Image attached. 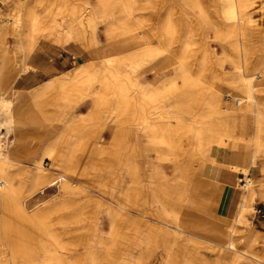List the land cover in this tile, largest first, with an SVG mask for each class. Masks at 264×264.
Segmentation results:
<instances>
[{"label":"bare ground","instance_id":"obj_1","mask_svg":"<svg viewBox=\"0 0 264 264\" xmlns=\"http://www.w3.org/2000/svg\"><path fill=\"white\" fill-rule=\"evenodd\" d=\"M223 1L225 4L223 14L230 23L224 24L222 29H218L215 37L224 44H228L233 50V53L225 51L221 60V62L228 61L232 66V71L226 73L217 69L211 70V68V71H208L204 63L198 64L196 70L191 71L184 62L186 54L183 52L180 56L181 58L177 60V64L168 71L169 77L174 72L179 76L183 81L182 87L179 88L174 84L166 87V85L162 84V87L154 90L152 94L154 99L159 101L158 98L162 97V93H167L165 100L156 102L158 103L159 111L163 110L164 103L166 109L176 108L178 111L193 110L192 108L197 101L196 98L200 99L198 100V105L202 116L192 121L202 125V130L196 134L199 145L211 146L214 144L219 147L225 144V138H232L235 141L236 148L232 152V154L234 153L232 163L234 162L236 165H231L230 167L226 161L218 163L225 165V171L232 170L235 172L239 183L242 182L241 176H245L246 184L243 189L238 190L240 201H237L233 217H225L228 222L224 230H214L210 227H191V222L189 223V220L182 216V212L185 210L184 203L187 193L185 187L188 183L189 164L183 165L172 162L170 164L175 178L169 179L164 175L163 170L166 168V164H169L167 158L176 156L175 150L170 148L169 140L159 139L158 141L159 145H166V149H160L159 152H157L158 150L155 151V149L149 150V152L155 154L153 160H148L146 158L147 155H144L143 151L133 146L128 147L120 132L117 136H114L115 134L112 132L113 139L110 144L95 145L93 142L94 136H92L93 127L95 121L100 120L97 109L102 105L104 106L105 97L103 95L100 96L101 94L96 96L87 95L92 101L86 116L78 115L75 117L72 112L73 107H69L68 112L64 116L61 114L51 116L36 110V107L42 101V94L53 86L50 83L43 88L41 94L32 100L30 105L32 109L26 108L18 114L15 112L4 114L2 111L3 115H0V126L5 128L7 134L16 138L23 137L21 146H14L12 140L10 146L0 147V264H82L75 260L76 250L62 244L57 237L58 235L56 236L48 228L47 220L52 212L56 213L58 209L56 210L55 207L52 209L42 208L37 211L29 209L37 203V199L44 196L47 192L55 191L58 196L69 198L75 192L76 185L88 184L91 189L102 191L105 188L104 193L112 198L111 203L116 207L118 217L119 214L128 211L129 200L127 194L126 192L117 193L115 191L114 187L117 183L110 182L111 184L109 185V183H105L102 180L100 183L97 180L96 182L88 181L93 171H95L96 179L100 178V173L101 177L104 174L103 168L101 172L97 167L88 164L89 160L86 158L91 155L98 157L109 156L113 159L118 156L121 161L124 159L125 161L118 165L116 171H123L128 175L137 172V170L144 172V168H149L148 174L145 175L147 181L145 192L147 196L145 197L147 211L143 212V214L147 215V220L150 224L144 235L135 234L136 238L131 242L130 250H138V256L135 257L133 263L132 260L130 261V256H127L123 264H146L149 258L153 256L152 251L157 247L159 239L161 242L159 246L166 251V258L161 264H193V260L197 264H237L243 262L242 259L245 255L236 250V241L233 238V233L235 226L244 222L246 214L253 211L252 204L256 195L255 184H251L246 175L259 162L258 155L263 143L261 141V128L263 125L261 109L264 106V85L255 84L254 79L259 78V74L264 75V39H262V49L256 56L255 62L250 68H246V60L250 57V53L245 44L250 37V25L245 11L250 1ZM137 3V0H97V4L91 9L93 17L85 18L79 16L77 25L80 28H91L92 30H94L96 23L104 25L108 49L102 52L97 51L101 60L97 65H104L103 67L105 68L106 64L116 61L126 62L136 81H140L146 72L141 61L146 60V57L154 58L148 70L154 72H158L157 70L164 65V61L167 62L170 58L168 56L165 57L164 53H158L157 49L143 48L145 39L141 37H136L134 40H136L138 47H142V49L132 54L122 50L131 38L123 39L120 44L118 43V45H122V47L119 46L121 51L115 48V35H118L125 28L130 27L133 30L137 28L138 22L136 23L132 20L133 14L138 11ZM26 10L28 21L24 25H27L32 32L29 37H26V44L19 46L24 58L28 57L32 50L33 43L36 41L34 36L38 33L37 26L39 25L37 18L30 16L33 13L27 7ZM2 13L6 14L8 10L4 12L0 10V17H2ZM200 13L204 14L203 11ZM114 16L118 17L119 28L114 21ZM169 18L167 17L162 22L161 27L163 33L171 38L174 36L175 29ZM235 22H238L237 26ZM182 27L185 30V37L183 38V41H185V38L190 37V26L188 23H183ZM74 29L75 25L64 31L63 43H66L68 38L78 40ZM134 34L136 35V33ZM92 37L91 40L89 39L90 42L94 40V43H96L94 35ZM5 44L6 38L2 36L0 31V104L6 108L12 105V100L5 98L10 86H12L10 85L11 82L18 74H22L31 68L27 66L14 68L12 56L7 49L3 48ZM185 45L183 50L187 49ZM202 60H206V57L203 56ZM79 69L74 78L71 79L73 82H78L80 75L85 76L88 73L86 67ZM98 70L100 77L105 78L102 70ZM203 77H208L215 82V85L202 95H199L200 92H203L201 87L204 82ZM65 88L64 85H61L60 89L63 90L61 97L53 104L58 109L61 106H66L67 96L64 95ZM231 96L237 99L235 107H239L240 102H242L243 106L238 110L224 109L222 98L227 101ZM160 114L166 120L171 117L167 111H162ZM138 116L136 117L137 119L134 118L133 123L135 121L139 122V125H141L140 131L146 138L154 140L157 132L156 126L150 123V119L145 117V113ZM173 117L175 118V115ZM113 120L114 118L112 122L106 124L108 130L114 126L116 121ZM212 122L217 126H210L209 124ZM205 129L208 130L206 131ZM211 131H213L214 135ZM250 141H255V148L248 151ZM34 142L37 144L36 147H38L36 149L41 153L39 158L35 157V151V153L25 151V147L29 143L32 144ZM208 151L209 148L208 150H201L200 156L210 158L211 154ZM22 157L26 158L23 159ZM213 157L210 158V161L208 160L211 164H215V161L217 162ZM145 159H147V162L144 163V166H141L140 162H144ZM175 159L177 158L175 157ZM21 160L26 163L23 164ZM43 160L50 163L48 169L42 165ZM19 164H23L22 167L24 166L25 168L23 170L17 169ZM163 164L165 165L164 168ZM106 171L115 174L114 169H106ZM64 207L61 205L59 210ZM233 220L234 224H231ZM161 222L166 223L167 227L169 225L176 226L177 231L172 232L169 229L160 227L159 224ZM112 225L110 234L115 235L114 225L116 224ZM178 235H181L180 241ZM205 237H209L210 240H205ZM100 243L99 240L93 241L91 245L85 248L87 250L85 256L88 259L90 258V262L94 259L95 250ZM105 247V251L109 252L110 246L106 245ZM178 253L182 255L181 258L179 256V261L178 256L175 255ZM36 258H38V261H36ZM247 258L252 259L255 264H264L256 256Z\"/></svg>","mask_w":264,"mask_h":264},{"label":"rangeland","instance_id":"obj_2","mask_svg":"<svg viewBox=\"0 0 264 264\" xmlns=\"http://www.w3.org/2000/svg\"><path fill=\"white\" fill-rule=\"evenodd\" d=\"M249 1V6L245 11L246 18L249 19L248 22L250 25V37L248 42L245 44L250 53V57L246 60V68H250L255 62L256 56L262 49V39H264V0ZM137 2L138 11L133 14L136 19H134V17L132 18L133 21L136 23L138 22L137 28L136 30H133V28L131 29L130 27L125 28L120 31L118 35H115V48L120 49L121 51L120 47H122V45H118V43L120 44L123 39L131 38L128 44L124 45L122 50L127 51L128 54H132L142 49V47H138V44L135 42L136 40H134L136 37H141L145 39L143 48L147 47L148 49H157L158 53H164L165 57L168 56L170 60L167 62L164 61V65L157 70L158 72H154L148 71L150 69V64L154 61V58L146 57V60L141 61V64L146 69V72L145 76L140 81H136L134 74L129 70L128 63L126 62L116 61L111 64H106L105 68L103 67L104 65H96L93 70L91 66L87 67V75H80L78 82L70 80V82L62 83L56 86L53 83V86L49 88L50 90L48 89L42 94V101H40L36 110L51 116L57 114L64 116L66 112H68L69 107H73L72 112L76 117L78 116L75 114L77 107L82 105L85 101H88V106H90L92 99L87 97V95L96 96L101 94L100 96L103 95L105 97V103L104 106L102 105L97 109L100 117L98 118L100 120H97L98 118L96 119L97 121L94 123L92 133L95 145L110 144L113 139L112 132H114V136H117L120 132L123 135L125 143H127L128 140H138V143L142 147L146 146L145 148L138 149L143 151L144 155H147L146 158L148 160H153L155 158V154L149 152V150L155 149V151L158 150L157 152H159L160 149H166V145L164 144L165 146H161L158 141L159 139H167L170 141V148H173L176 152V156H169L167 158L169 164L163 162L166 164V168H164V164L163 168L165 169L167 177L169 179L175 178L170 162L180 163L181 160L183 165L185 163L189 164L188 174L195 187L193 191L198 194L205 193L206 191L213 192L216 183L200 179L203 168L205 165L211 163L209 162L210 158L216 154L218 155V153H220L226 145H228V149L227 151L225 150L226 155L224 157L228 158L229 161L232 162L234 160V153L232 154V152H234L233 150L236 148L235 141L232 138H225V144L219 147L214 144L211 145L212 147L199 145V141L196 139V134L202 130V125L192 121L202 116L198 105V100L200 99L198 97L196 98L197 101L195 106L192 108L193 110L189 111H186L187 109L178 111L176 108L166 109V105L164 103L162 111H167L171 115L170 119L166 120L160 114L162 111H159L158 103H156L158 100L154 99L152 92L156 89H160L162 84L166 85V87L172 84L177 85L179 88L182 87L183 81L179 78V76L174 72L170 74L169 77L168 71L172 69L175 64H177V60L181 58L180 56L183 52L186 54L184 62L188 65L187 68L191 71H195L198 64L201 63H204L205 68L208 71L214 69L226 73L232 71L230 63L228 61L221 62V60L225 51L233 53V50L228 44H224L215 37L218 29H222L224 24L230 23V21H228L223 14L225 7L224 1L192 0L184 2L182 0H137ZM96 4L97 0H0V8H2L1 11L4 12L8 10V13H2V17H0V31L2 36L6 38V44L3 48L7 49V51L14 48V50L9 53L12 56L13 63L15 65L24 58V54L19 48L22 43H26V37H29L32 32L27 25H24L27 23L28 19H22L23 16L27 17V7V9L33 14L35 12L34 15L31 14L30 16H35L37 18V22L39 24L38 26L41 27L44 25L41 28L37 26V32L39 34L36 33L34 36L36 41L33 43L31 51H33L41 36L58 20L64 31L68 30L70 26L75 25L74 32L77 35L78 40L71 42L72 47L77 46L83 51H89L93 48H96V51L98 52L107 50L108 48L104 33V25L96 23L94 30L91 28H80L77 25L79 16H83L85 18L90 16L93 17V11H91V9ZM201 11H203L204 14L200 13ZM167 17H170L169 19L174 24L175 29L174 36L171 38L163 33L161 27L162 22L165 21ZM114 21L117 23V16H114ZM183 23H188L190 26V37L185 38V41H183V38L185 37V30L182 27ZM237 24L238 22H235L236 26ZM116 25L119 28L118 23ZM21 29H25L27 31L25 36L20 35V32H22ZM134 33H136V35ZM91 35H94L96 43H94V40L90 42L91 38H93ZM59 42L63 44L62 39ZM100 44L102 45L99 49L98 47ZM184 44H186V50H183ZM71 46H68V50ZM20 52L22 53V58L18 59V54ZM203 56L206 57V60L204 61L202 60ZM98 69L102 70L105 74V78L100 77ZM19 75L20 74H18V76ZM258 76L259 78L254 79V83L264 85V75L259 74ZM167 77L169 78L167 79ZM102 81H104L103 84ZM203 81L204 82L201 86L203 92H200L199 95H202L215 85V82L210 80L208 77H203ZM61 85L66 87L64 89V95L67 96V103L65 104L66 106H61V108L58 109L54 107L53 104L61 97V93L63 91L60 89ZM11 93L12 91L10 86V90L5 98L11 100ZM162 94V97L160 96V98H158L159 101L167 98L166 92H163ZM78 97L80 99H78ZM44 98L46 99L43 100ZM222 100L224 103L223 107L226 110H238L243 106L242 102H240V106L235 107L237 99L232 96L229 97V100L227 101L225 98H222ZM14 105L13 101L12 105L6 108L2 107L0 104V115H3L2 111L4 114L8 112H15L18 114L23 111L15 109ZM121 105L123 106L121 107ZM28 108L32 109L30 106ZM261 111V119L263 121L261 128V141L263 143L260 147L261 151L258 155L259 162L256 166L252 167L247 174L250 179H254V181L258 182V184H264V106ZM142 113H145V117L149 118L150 123L157 128L156 138L154 140L145 137V135L140 131L141 125H139V122L135 121L133 123V121L137 119L136 117H139L138 115H142ZM173 115H175V118ZM113 118V121L116 122L114 126H112V129L108 130L106 124L108 122H112ZM171 123H174L177 126L179 125V127H173V129L165 132L159 128L160 124ZM213 124L214 123L212 122L209 125L212 127L217 126ZM3 129L5 128L3 127ZM205 130L207 131L208 129ZM211 132L213 134V131ZM103 138H107L108 140H104ZM11 139L13 140L14 146H21L23 137L16 138L15 136H12ZM144 140L147 143H145ZM36 146L37 144L35 142L32 144L29 143L27 147H25V151L32 153L36 152L35 157L39 158L41 153L36 149L38 148ZM249 147L248 151L253 150L255 148V141H250ZM208 148L210 151L208 152L212 157L210 156V158H206L200 156V151L208 150ZM175 157L177 159H175ZM22 158L25 159L26 157ZM226 158L225 160L227 161ZM86 159L89 160V165L97 167L101 172L103 168L104 174L102 176L104 177L106 183H109V185L112 182L118 183V185L116 184L114 187L115 191L116 186L120 189L119 185L122 181H125L127 177H132V174L127 175L123 171H116L118 165L125 161L124 159L123 161L119 160L118 156L113 159L109 156L98 157L91 155ZM147 159H145L142 163L140 162L141 166H144ZM21 161L23 164L26 163L24 160ZM43 161L42 165L44 168L48 169L50 163L46 160ZM23 164H19L17 169L23 170L25 168L24 166L22 167ZM211 165L216 167L217 163ZM218 165H220V168L218 169L224 171L225 165H221L219 163ZM106 169H114L115 172H113L115 174L108 173ZM148 171L149 168H144L145 175L148 174ZM203 174L206 178H209V170H207V168ZM232 176L234 185L236 184L235 186L239 188V183H237L235 176ZM95 177V171L91 172V176L88 178V181L90 182V180H92V182H96L97 180V182L100 183L102 180L101 173L99 179H96ZM241 180L244 184H246L245 176H241ZM252 183L254 182L251 181V184ZM104 191L105 188L104 190L102 189V191L98 189H91L88 184L76 185L75 192L69 196V198L60 197L55 191H50L37 199V203L29 209L34 211L42 208L52 209L53 207H55L56 210L58 209L56 213L52 212L53 215L51 214L49 217L50 220H47L48 228H50L51 232L55 233L56 236L58 235L57 237L62 244L76 250L75 260L77 262H81L82 264H123L125 258L130 256V261L132 260L133 263L135 257L138 256L139 251L136 249L130 250L131 242L136 238L135 234H140V236L142 234L144 235L150 224L147 220V215L143 214V212L145 213L147 211V206L145 204V197L147 196L145 193L137 196L136 191L133 192L132 188H130L128 191L129 195H127L129 200L128 211L119 214L118 217L116 207L113 203H111L112 198H110L108 194H105ZM125 192L128 193L127 191ZM202 199L211 203L210 207L213 211V215L221 221L223 217L217 214L219 197H217V195L210 196L209 194L206 196L202 195ZM61 205L65 207L63 209L60 208L61 210H59ZM252 209L253 211L248 212L247 214L245 213V221L238 224L234 228L235 231L233 233V238L236 241V250L246 256L242 259L243 262H239L237 264H255L252 259L247 258L253 256L258 257V260L264 263V201L261 198H255L254 196ZM185 210L182 212V216H185L186 219L193 222L196 216L186 205ZM111 216L113 217L111 218ZM113 222L116 224L114 225L115 235L110 234L113 226L112 224H114ZM231 224H234V220ZM178 236L180 241L181 235ZM204 239L210 240L209 237H205ZM97 240L101 243L95 250L96 253L93 257L94 259L90 262V258L88 259L86 258L87 256H85L87 251L85 248L91 245L93 241ZM159 243L161 244L160 239L158 240L157 247L152 251L153 256L146 264H159L163 261L165 256L164 249L159 246ZM106 245L110 246L109 252H106L104 249L106 248ZM175 255L178 256L177 258L179 261L182 255L179 253ZM36 261H38V258H36ZM193 264H197V262L193 260Z\"/></svg>","mask_w":264,"mask_h":264},{"label":"crops","instance_id":"obj_3","mask_svg":"<svg viewBox=\"0 0 264 264\" xmlns=\"http://www.w3.org/2000/svg\"><path fill=\"white\" fill-rule=\"evenodd\" d=\"M0 10H2V8H0ZM22 19H27V17L23 16ZM60 25L61 24L59 20L56 21L54 25L50 27V29H48V31H46L37 41L33 51H31L28 57L23 58L18 64H14V67L27 66L31 68L28 71L20 74L14 79V81L11 82V100L15 104V109L22 111L28 108L31 105L32 100L36 98L37 95L41 94V91L44 87H46V85L54 83V85L56 86L62 83L70 82V80L73 79L76 73L80 70L79 68H87L91 66L93 70L95 69V66L101 61L99 58L100 54L97 53L96 48L90 49L89 51H83L77 46L72 47L71 42L75 41V39L73 38H68L66 40V43H60L59 41L64 38L65 33L63 27H61ZM21 31L22 32H20V35L25 36L27 31L25 29H21ZM25 44L26 43H22V45ZM101 45L102 44L99 45V49L101 48ZM68 46H71L69 50ZM13 50L14 48L9 49L8 52H12ZM19 58H22V53L18 54V59ZM45 99L46 98H44L43 100ZM78 99L80 98L78 97ZM88 109V101H85L82 105L76 108L75 114L86 116L88 114ZM173 127L177 128L179 127V125L177 126L174 123L159 125V128L164 132L173 129ZM103 139L108 140L107 138ZM144 142L147 143L145 140ZM126 145L128 147L133 146L137 149L146 147H142L138 143V140H128ZM227 149L228 145H226V147H224V149L220 151V153H218L219 155L214 156V160H217V162L215 161V163H217L216 167L211 165V163L205 165L200 176V179L216 183L213 192L206 191L205 193L200 194H198L197 192L195 193V191H193L195 188L194 184L189 175L187 177L188 183L185 187V189L187 190L185 205L196 216L193 222L190 223L189 221L191 227H210L214 230H224L228 222L227 218H232L234 215L235 206L238 203L237 201H240L239 191L237 189V186H235L233 183L232 175L235 176V172H233L232 170L222 171L218 169L220 168L218 162L222 163L226 161V157L224 156L226 155ZM226 159V162L230 163L228 164L230 165V167L231 165H236L234 162H230L228 158ZM180 163L183 164L181 160ZM206 168L207 170H209V178H206L203 174ZM163 172L164 175L167 176L165 174V169L163 170ZM235 179L237 183H239L238 176H235ZM248 179L250 181H253L255 184V198L259 197L264 201V184H258V182L254 181V179H250L249 177ZM102 181L105 182L104 177H102ZM146 182L147 181L144 172L137 170V172H134L132 174V177H127L125 181H122V183L119 185L120 189H118L116 186V192H128L130 188H132L133 192L136 191L137 196L142 195L146 192ZM244 185L245 184L243 181L239 183V189H243ZM126 194L129 195V192ZM209 194L210 196L217 195V197H219L217 214L223 217L221 221L215 218V216L213 215V211L210 207L211 203L202 199V195L206 196ZM159 225L160 227H164L171 231H177L176 226L169 225L167 227L166 223L163 222H161ZM164 254L165 259V249Z\"/></svg>","mask_w":264,"mask_h":264},{"label":"built area","instance_id":"obj_4","mask_svg":"<svg viewBox=\"0 0 264 264\" xmlns=\"http://www.w3.org/2000/svg\"><path fill=\"white\" fill-rule=\"evenodd\" d=\"M11 135L7 134L3 127H0V147L5 148L11 145Z\"/></svg>","mask_w":264,"mask_h":264}]
</instances>
